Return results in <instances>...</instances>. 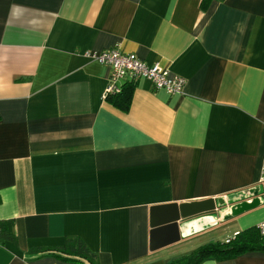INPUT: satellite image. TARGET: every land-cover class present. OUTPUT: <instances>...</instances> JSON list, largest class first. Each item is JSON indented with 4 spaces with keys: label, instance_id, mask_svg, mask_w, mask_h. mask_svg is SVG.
<instances>
[{
    "label": "crops",
    "instance_id": "crops-1",
    "mask_svg": "<svg viewBox=\"0 0 264 264\" xmlns=\"http://www.w3.org/2000/svg\"><path fill=\"white\" fill-rule=\"evenodd\" d=\"M111 47L183 91L137 78L121 111L104 97L109 67L86 54ZM262 169L264 0H0V220L16 236L0 264H78L59 257L70 236L100 264H165L182 240L193 251L264 220ZM249 188L227 220L187 219L152 248L167 207ZM198 264H264V251Z\"/></svg>",
    "mask_w": 264,
    "mask_h": 264
},
{
    "label": "trees",
    "instance_id": "trees-1",
    "mask_svg": "<svg viewBox=\"0 0 264 264\" xmlns=\"http://www.w3.org/2000/svg\"><path fill=\"white\" fill-rule=\"evenodd\" d=\"M210 0H202L206 4ZM134 89V80L122 84L118 93L111 94L106 100L123 112L128 111ZM16 241V236L7 228V222L0 220V245L5 241ZM32 250V249H31ZM58 250L59 257L78 264H100L98 255L79 236H70ZM248 251H264V236L257 228H247L236 233L226 241H215L199 246L193 251L174 258L165 264H198L205 257H214L219 260L230 259Z\"/></svg>",
    "mask_w": 264,
    "mask_h": 264
},
{
    "label": "built area",
    "instance_id": "built-area-1",
    "mask_svg": "<svg viewBox=\"0 0 264 264\" xmlns=\"http://www.w3.org/2000/svg\"><path fill=\"white\" fill-rule=\"evenodd\" d=\"M86 54L109 67V80L104 92L105 98L120 92L124 82L137 78L147 79L152 82L155 88L163 89L169 94H179L183 91L185 78L171 73L159 62H145L136 54L123 52L116 47L88 51ZM260 181L264 182V169H262ZM256 228L259 234L264 236V220L260 221Z\"/></svg>",
    "mask_w": 264,
    "mask_h": 264
},
{
    "label": "water",
    "instance_id": "water-1",
    "mask_svg": "<svg viewBox=\"0 0 264 264\" xmlns=\"http://www.w3.org/2000/svg\"><path fill=\"white\" fill-rule=\"evenodd\" d=\"M255 188H249L245 189L239 192L227 194L221 197L211 200H204V201H196L193 202L191 207L192 210L188 209L187 204H183L182 206L177 205H171L167 208L174 210V216L170 215V219L164 221V222H156V220L151 225L152 231H151V246L153 249H156L158 247H161L163 245L157 244V235L159 232L163 230L171 229L174 231V236L170 238L166 242V244L175 242L180 237L179 232V223L184 222L187 219L195 218L200 215H204L205 213L213 214L212 216H217V222L225 221L229 218L230 215L234 214L235 212L239 211V209L242 206V203H244V200L246 199V195L253 193ZM240 200L243 202L240 203ZM209 204V205H208ZM172 207V208H171ZM228 213L226 216L225 213ZM211 217V216H208Z\"/></svg>",
    "mask_w": 264,
    "mask_h": 264
},
{
    "label": "rangeland",
    "instance_id": "rangeland-1",
    "mask_svg": "<svg viewBox=\"0 0 264 264\" xmlns=\"http://www.w3.org/2000/svg\"><path fill=\"white\" fill-rule=\"evenodd\" d=\"M211 237H213V233H211ZM181 244H184V247H182L184 249L183 250L182 249L181 250L178 249L179 252H176L177 254H176V256L174 258L180 257L181 255H184L188 251H191V250H187V249H189V247L191 246V244L188 243L187 241H184V240H182L181 243H179V245H175V247H172V248H179V246H181ZM181 251H183V252H181Z\"/></svg>",
    "mask_w": 264,
    "mask_h": 264
}]
</instances>
